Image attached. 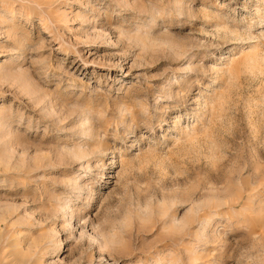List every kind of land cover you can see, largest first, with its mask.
<instances>
[{"label":"rangeland","instance_id":"rangeland-1","mask_svg":"<svg viewBox=\"0 0 264 264\" xmlns=\"http://www.w3.org/2000/svg\"><path fill=\"white\" fill-rule=\"evenodd\" d=\"M0 264H264V0H0Z\"/></svg>","mask_w":264,"mask_h":264},{"label":"bare ground","instance_id":"bare-ground-1","mask_svg":"<svg viewBox=\"0 0 264 264\" xmlns=\"http://www.w3.org/2000/svg\"><path fill=\"white\" fill-rule=\"evenodd\" d=\"M4 21V20H3Z\"/></svg>","mask_w":264,"mask_h":264}]
</instances>
